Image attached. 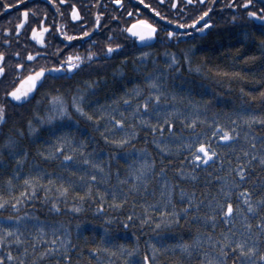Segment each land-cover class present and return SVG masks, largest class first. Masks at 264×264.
<instances>
[{
	"label": "snow or ice",
	"instance_id": "snow-or-ice-1",
	"mask_svg": "<svg viewBox=\"0 0 264 264\" xmlns=\"http://www.w3.org/2000/svg\"><path fill=\"white\" fill-rule=\"evenodd\" d=\"M24 2L25 0H11V2L2 0L0 13L18 7L17 22L14 25L15 33L19 34L23 30L25 35L30 36L38 45L48 42L46 33H49L50 28L52 32L49 34H59L66 41L86 37L98 27L104 15L98 11L92 13L93 22L89 25V21L84 20L77 5L72 3L68 12L70 20L77 22L83 20V30L77 29L69 32L65 24L60 21L55 22L54 26L46 23L43 19V16L47 15L46 10L40 15L33 11L35 5L31 8L25 7ZM49 2L56 8L58 14L63 15L60 12V5L65 4L66 0H59V3L57 0H49ZM113 2L123 7L122 0H113ZM158 2L163 6V0H158ZM96 3L98 4L99 0H96ZM139 3L154 13L160 21L178 25L181 29L195 28L196 33L206 32L214 26L210 15L219 3L221 10L227 8L232 12L228 18L229 23L241 25L248 36L256 39L259 58L264 60V0H226V3L224 0H184V3L179 5L177 0H170L172 9L179 7L185 10L186 22H182L179 17L170 19L169 15L162 13L151 3H146V0H139ZM186 5L193 8L192 13L187 12ZM127 12L131 19L133 9H128ZM135 12L139 13L140 9H135ZM30 15L38 18L39 26L31 22ZM2 30L4 33L11 31L9 27H4ZM126 31L140 41L151 40L158 32H162L168 38L181 35L168 24H160L159 21H153L147 16L132 19ZM112 35L111 32L108 33L109 37ZM19 38L17 35V40ZM4 43L8 44L9 41L5 40ZM118 48L120 44L108 42L104 44L101 52L113 53L114 49ZM193 49L194 46H189L184 51V63H191L190 56ZM58 54L63 58H58ZM47 55V53L28 50L22 57L19 50L11 53L0 50V174L8 172L4 184L9 193L8 195L0 193V208L11 206L13 210H16L26 198H39L43 201L53 197V192L56 197H67L71 193L73 198L83 201L85 197H92L97 173L102 174L100 182L113 189L112 201L119 207L126 202L129 190L136 191L138 188H146L153 177L164 176V182L159 185V197L171 210L156 212L157 219L153 221L154 227L156 229L175 227L182 225L184 221H189L192 225L193 221L188 215L191 211L192 217L196 219L194 226L190 227L187 238H180L170 244H165L163 241L157 243L148 241L145 251L141 252L139 244L132 246L124 243L108 244L107 241L111 240V236L105 228L100 240L95 246L89 248V252L95 256V260H90L89 264H99L102 259L101 253H106L108 257L104 264H115L113 257L118 258L120 264H162V261L157 258L158 255L169 252L172 253V257L167 260V264H192L194 252L197 255L198 264H264V176L257 174V177H252L247 170L251 167V163L256 161L261 168H264V134L259 135L258 143L257 134L254 131L255 126L264 127V87H261L255 94L245 93L241 88L240 92L243 95H246L249 100H258L259 103L255 108H251L241 100L237 111L230 114L231 119L227 121V124L219 120L201 118L199 114L193 112V109H199L210 101L205 100L201 105L189 99L183 109L178 106L185 100V97L178 95L166 85V70L175 67L177 57L175 54L166 53L168 59L163 67L144 73L145 79L142 83L124 88L119 96L109 101V105L117 106L113 111L119 110L121 104L123 105V110H119L120 118H117L113 111H105L103 105H96L92 111H86L88 97L99 89L102 77L85 79L76 83L70 101L58 88L45 90L30 107L25 108L26 114L21 115L16 110L29 105V101L36 96V91L46 83L61 80L69 73L75 75L84 67L85 61L91 63L98 58L97 52L91 49V45L86 54L79 51L61 53V48L57 47L51 53L53 62L45 60L43 64L33 63ZM137 55L143 58L148 53L140 52ZM257 58L256 56L245 57L244 60L248 62ZM13 60L19 62L8 63ZM125 61L126 58L122 60V62ZM30 64L33 66L29 67ZM196 67L198 69V66ZM222 75L248 79L239 72H224ZM251 83L264 85V75H261L259 80L255 76L251 77ZM42 102H45L43 109L40 108ZM73 111L86 117L88 121H95V127H99L102 118H107V124L111 127H103L99 135L106 143L120 150L110 152L107 160L109 165L117 158L122 161L124 175H121L120 167L116 169L109 167L106 172L104 159L101 158L103 154L97 155L92 151H86L85 141L77 139L71 125L67 126V131L63 130L65 127L63 122L66 118L72 119ZM13 115H16L14 120L11 119ZM177 122L180 124L179 129L176 127ZM4 125H7V128ZM205 125L209 127L205 128ZM144 126L150 129L151 143L160 150V153L172 155L180 149L184 150V155L190 158L189 162L193 166L190 170L185 169L184 162L181 161L182 166L175 168L174 172L179 177L192 181L197 180L196 169L201 163L219 161L217 168L224 163L220 159L223 150L218 151L214 141H227L233 145L237 140L241 141L239 150L235 146L232 148L236 155L235 164H232L229 159V166L221 175L212 176L211 172L207 173L211 180L217 182V190L207 200L205 212L198 210L204 196L201 194L197 198L195 188L191 191L180 188L179 195L182 198L180 206L177 207L173 202L174 185L179 186L180 181L174 180L169 183L165 174L167 165L156 170L157 161L151 158L150 149L147 147L148 133L145 132L143 146L137 148L132 143L137 139L141 127ZM241 128L244 129L242 136ZM45 131L48 136L36 146L34 155L43 158L45 163L58 161L55 169L43 168L34 162L30 163L29 149L25 146L26 141L34 143L40 140L41 133ZM114 132H119L120 135L116 136ZM161 162H163V157H161ZM26 164H29L28 171H24ZM65 173L67 175H64ZM112 173L117 177L116 185H128L124 189V199H118L115 186L108 184ZM14 181L21 186L22 190L12 195L13 189L17 187ZM77 188L83 190L76 191ZM37 191H41L40 197H36ZM106 195L108 193L101 192L99 188L95 189V196L101 200ZM57 204L58 201L52 198V208L59 211ZM158 204L159 199L153 201L152 205H146L145 212L149 208L155 211ZM66 206L76 212L81 210L73 204ZM100 207L102 208L103 205L101 204ZM99 210L100 208L94 209V211ZM181 213H183V219ZM131 219L130 214L125 223ZM149 220L151 218L145 214L140 223L143 225ZM218 220L227 227L216 233L213 230L217 228ZM79 223L78 221L77 227ZM34 224H36V218L29 219L27 213L7 216L0 214V246L3 247L0 264H5V261L6 264H42V259L46 264L48 255L52 253L61 256V249L64 264H70L68 250L70 247L75 248V245L70 242L68 226L54 222V225L48 229L53 235L48 237L42 226L36 227L33 233L30 229ZM208 224L211 225V230L207 227ZM25 235L27 239L24 238ZM40 241H44L45 244L41 250L37 251ZM13 246H19L15 254L12 250ZM30 248L31 251H29Z\"/></svg>",
	"mask_w": 264,
	"mask_h": 264
},
{
	"label": "trees",
	"instance_id": "trees-1",
	"mask_svg": "<svg viewBox=\"0 0 264 264\" xmlns=\"http://www.w3.org/2000/svg\"><path fill=\"white\" fill-rule=\"evenodd\" d=\"M259 35V34H257ZM194 46L191 53V63L183 62L184 51L189 47ZM133 47H129L127 50L116 54L113 58H100L92 62L90 66H86L85 69H81L75 75L67 76L61 80L48 83L46 87L41 89L37 96L29 103V105L23 106L16 111L25 115V108L30 107L41 93L50 88H58L65 93L69 101L71 93L75 88L76 83L85 79L102 77L100 81V87L97 91L90 94L88 97V106L86 111H92L96 105H103L105 111H113L117 108L115 105H109V101L115 99L124 88H130L134 84L142 83L145 79L144 73L149 70L163 67L167 62L168 54H175L177 57V64L174 68H168L166 85L172 88L178 95L185 97L183 102L178 104L183 109L187 104V100H192L193 103H199L203 105L205 100L210 101L207 105H203L199 109H193V112L199 114L201 118L208 120H219L220 122L227 124V121L231 119V113H235L241 104V100L251 108H255L259 103L258 100H249L246 95L240 92L243 88L245 93L252 92L253 94L259 92L264 85H256L251 83V77L255 76L257 80L261 75H264V60L260 59V53L257 45V41L254 37L248 36L242 26L234 25L225 21H216L214 26L209 28L203 35H196L188 40H182L176 42L174 45L162 43L161 46L152 48L147 56L141 58L137 54ZM258 57L254 61L245 62V57ZM126 58L125 62L122 60ZM198 66V69L197 67ZM114 69L116 71H114ZM177 69L179 71H177ZM239 72L242 76L248 77V79H240L235 76L222 75V73ZM83 87V84H81ZM45 102H42L40 108L43 109ZM119 110H123L121 104ZM119 110L113 111V114L120 118ZM71 111V109H70ZM16 119V115H15ZM65 127L64 131H67L68 125L74 129L77 139H83L86 144V151H92L101 156L105 162V171L108 172V168L116 169L120 167L121 175H124V169L122 167L123 162L114 160L110 163L107 160V156L110 152H118L114 146L106 143L99 135L100 130L105 127H111L107 124V118H102L99 122V127H95V121H88L86 117L81 116L73 111L72 119L67 118L63 122ZM177 129L180 128L179 122L176 125ZM199 127V125H198ZM208 128V125L204 126ZM165 131H167L165 129ZM241 136L244 129L241 128ZM255 133L257 134L258 143L259 135L264 134V127L255 126ZM145 132L147 136V147L150 149L151 158L157 161L156 170L160 167L167 165L165 168V174L169 183L174 180H179V186L174 185L173 202L180 206L181 197L179 195L180 188H186L189 191L195 188V195L197 198L203 194L204 200L198 206L200 212H205L206 202L210 199L217 190V182L211 180L207 176V173L211 172L212 176L221 175L222 172L228 167V161L231 159L232 164L236 162L235 152L232 148L235 146L237 150L240 147V140L235 142V145L227 141H214L218 148V151L223 150V155L220 157L224 161L217 168L219 161L204 162L196 169L198 173L197 180L192 181L187 178L179 177L175 172V168L181 167V161H183V167L185 169H191L192 164L189 162L190 158L184 155V150L180 149L178 152H174L172 155L167 153H160V150L151 143L152 134L149 128L146 126L141 127V130L137 134V139L132 143L137 148L141 147L145 143ZM114 135L119 136V132H114ZM48 136V133L42 132L41 139L35 141H26L25 146L29 149V161L30 163L39 164L43 168L55 169L58 165V161H50L45 163L43 158L38 155H34L36 146L40 145L43 140ZM183 136V133H181ZM111 138V137H110ZM175 139V138H172ZM163 157V162H161ZM170 162V163H169ZM29 164H26L24 171H28ZM250 176L257 177V174L264 176V168L258 165V161L252 162L251 167H248ZM91 174V173H90ZM8 172L5 171L0 174V193L8 195L4 180ZM64 175H67L65 173ZM101 175L97 173V181L93 185L92 197H85L83 201L78 198H73L71 193L67 197H56L53 192V197L46 198L43 201L39 198L30 199L26 198L24 203L19 205V208L13 210L11 206L0 208V214L2 215H19L20 213H27L28 218H36V224L31 227V231L35 233L36 227L42 226L45 228L48 237L53 234L48 231L49 227L54 225V222L65 224L68 226L70 233V242L75 245V248L70 247L68 255L70 257V264H89V261L95 260V256L89 252L91 246H95L96 242L100 240L101 234L106 228L111 236V240L107 241L108 244L119 245L121 243L132 246L133 244H139L140 251L144 252L148 241L157 243L163 241L165 244L175 243L180 238H187V234L190 232V227L194 226L195 217H192V212L189 211V217L193 221L190 225L189 221H184L182 225L175 227H161L156 229L153 221L157 219L156 212L165 210L170 211V207L164 205L163 199L159 197L160 187L159 185L164 182V176L153 177L146 188H138L136 191L129 190L127 193L126 202L117 207L112 201V188L108 185L101 183ZM22 179V177H21ZM117 177L114 173L110 174L108 184L114 185L118 199H124V189L128 187L125 185H116ZM131 181L129 180V183ZM14 183H17L14 181ZM86 187V185L84 186ZM99 188L101 192H106L108 195L103 200L95 196V189ZM21 186L17 183V187L13 189L12 195L21 191ZM82 188H77L76 191H82ZM42 195L41 191H37L36 197ZM235 195V194H233ZM52 198L58 201L57 207L59 211L52 208ZM159 199V204L155 207V211L149 208L145 212L146 205H152L153 201ZM67 204H73L79 207L81 210L76 212L72 208H68ZM103 205L101 208L100 205ZM100 208L99 211L94 209ZM132 215L131 220L126 218ZM148 215L151 220L145 221L141 225L140 221L144 215ZM109 217V219H105ZM183 219V213H181ZM79 226L77 227V222ZM207 227L211 230V225ZM227 226L222 225L221 221H217V228L213 231L219 233L223 228ZM63 231V229L61 230ZM159 232V235L157 233ZM27 239V235L24 237ZM47 238V237H46ZM30 244L31 241L29 240ZM45 242L40 241L37 251L41 250ZM19 246H13V252L15 254L16 249ZM31 251V248L29 249ZM3 253V247L0 246V254ZM63 250L61 249V256H56L50 253L47 257L46 264H64L62 259ZM151 254V253H149ZM102 259L99 264H104V261L108 259L106 253H101ZM172 253H164L158 255V259L162 261V264H167V260L171 259ZM115 264H120L118 258H112ZM6 264V261H5ZM42 264H45L42 259ZM192 264H198L197 255L194 252L192 255Z\"/></svg>",
	"mask_w": 264,
	"mask_h": 264
},
{
	"label": "flooded vegetation",
	"instance_id": "flooded-vegetation-1",
	"mask_svg": "<svg viewBox=\"0 0 264 264\" xmlns=\"http://www.w3.org/2000/svg\"><path fill=\"white\" fill-rule=\"evenodd\" d=\"M2 2V0H0ZM11 2V0H9ZM226 3V0H224ZM59 3V0H57ZM75 3L77 5L78 10L81 11V15L84 20L89 21V25L93 22V18L91 16L94 12H102L104 15L101 17V23L98 25L96 29H93L92 32L89 33L86 37H77L73 41H66L63 37L59 36V34H49L52 32V29H49V33H46L47 43L44 45H38L34 40L31 39L30 36H26L25 32L22 30L21 33L16 34L14 31V25L17 22L16 15L19 11V8L6 10L5 13H0V50L5 51L6 53H11L19 50L21 52V56L23 57L28 50L37 51L47 53L46 57H41L39 61H34L33 63L43 64L45 60L48 62H53V57L51 53L57 47L61 48V53L67 52H76L79 51L82 54H86L91 45V49L98 54V59L100 58H113L114 55L120 54L121 52L127 50L130 46L138 52H149L152 48L161 46L162 43L174 45L178 41L188 40L196 35H203L206 32L196 33L195 28L190 29H181L178 25L169 24L167 21H160L158 17L155 16L154 13H151L149 9H146L143 5L139 3V0H122L123 7L116 5L113 0H99V3H96V0H66L65 4L60 5V12L63 15H60L56 12V8L49 2V0H25V7H33L34 12L39 13L40 15L46 10L47 15L43 16V19L49 25L55 24V22L60 21L65 24L66 29L69 32H74V30H83V20L71 21L68 12L70 11V5ZM146 3H151L153 6L157 7L159 11L164 14L169 15L170 19L181 18L182 22H186L185 19V10L177 7L176 9H172L170 5V0H163V6H161L158 0H146ZM184 3V0H177V4ZM259 6V5H258ZM188 13L193 12V8L185 6ZM195 7V6H193ZM139 8L140 12L136 13L135 9ZM128 9H133L131 14V19L129 18ZM232 15V12L225 8L221 10L219 7V3L216 5V10L211 13L210 19H212L215 23L216 21H225ZM138 16H147L153 21H159L160 24H168L174 31L181 33V35L174 37H165L162 32H158L156 36H154L151 40L140 41L136 40L133 36H130L126 31V27L128 24H131L132 19H136ZM12 17V19H9ZM29 19L32 23H36L38 25V18H34L30 15ZM236 25V24H234ZM241 26V25H238ZM9 27L11 31L9 33H4L3 28ZM30 31V29H29ZM111 32L112 37L108 36V33ZM187 33V35H184ZM17 35H19V40H17ZM9 41L8 44H5L4 41ZM94 42V43H93ZM116 43L120 44V48L114 49L113 53H104L101 52L105 43ZM140 42L142 45H140ZM58 58L62 59L63 56L58 54ZM95 61V60H94ZM19 61H10L8 63H15ZM93 62V61H92ZM91 63L85 61V65L82 69H85L86 66H90ZM7 66V63H6ZM32 67L33 65H28ZM73 74L69 73L68 76H72ZM7 79V78H5ZM48 83H46L42 88L36 91V96L38 92L46 87ZM34 96L33 99L36 97ZM32 101V100H31ZM29 101V103L31 102ZM11 119H15V115L11 117ZM7 128V125H4Z\"/></svg>",
	"mask_w": 264,
	"mask_h": 264
},
{
	"label": "water",
	"instance_id": "water-1",
	"mask_svg": "<svg viewBox=\"0 0 264 264\" xmlns=\"http://www.w3.org/2000/svg\"><path fill=\"white\" fill-rule=\"evenodd\" d=\"M130 36H132L130 33H128ZM140 45H142V43L140 42Z\"/></svg>",
	"mask_w": 264,
	"mask_h": 264
}]
</instances>
